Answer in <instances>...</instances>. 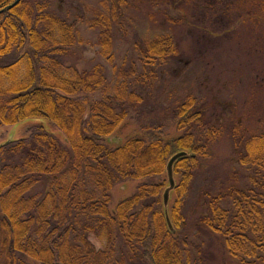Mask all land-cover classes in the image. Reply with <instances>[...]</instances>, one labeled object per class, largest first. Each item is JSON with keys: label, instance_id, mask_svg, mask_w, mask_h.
Returning a JSON list of instances; mask_svg holds the SVG:
<instances>
[{"label": "trees", "instance_id": "obj_1", "mask_svg": "<svg viewBox=\"0 0 264 264\" xmlns=\"http://www.w3.org/2000/svg\"><path fill=\"white\" fill-rule=\"evenodd\" d=\"M14 1L0 0V10ZM107 1L106 14L115 10L111 16L117 17V9L124 11L139 0ZM261 6V0L249 2L254 9L250 15L258 17L252 19L255 25ZM74 17L70 12L57 14L37 0H21L0 14V131L25 120H42L64 138L33 125L25 137L0 147V262L191 264L179 206L194 164L207 155L206 146L189 131L202 111L188 96L173 115L175 128L186 131L183 136L163 141L152 130L116 144L111 138L126 118L131 83L118 72L117 89L108 94L98 66L80 74L69 65L58 73L78 42L79 17ZM96 19L102 28L103 56L108 58L111 19ZM168 39L147 44L140 54L143 67L174 58L176 43ZM97 93L102 98L95 101ZM244 149L253 170L264 171V133L249 137ZM181 151L189 153L174 166L179 181L176 199L168 205L170 231L158 200L163 184L155 178ZM126 181L139 182L135 194L110 207L112 189ZM251 182L257 185L253 177ZM38 185L42 192L33 193ZM226 198L227 209L221 206ZM195 227L217 242L225 264H264V198L253 188L209 197L208 213ZM90 236L102 244L100 250L88 241ZM194 256L201 264L206 255Z\"/></svg>", "mask_w": 264, "mask_h": 264}, {"label": "rangeland", "instance_id": "obj_2", "mask_svg": "<svg viewBox=\"0 0 264 264\" xmlns=\"http://www.w3.org/2000/svg\"><path fill=\"white\" fill-rule=\"evenodd\" d=\"M37 1L48 3L57 14L70 12L74 20V15L79 17L77 45L63 58L65 67L62 66L59 74L69 65L80 74L98 66L108 94L117 89L118 72H124L120 77L131 83L127 90L131 94L126 118L112 134L114 138L125 141L137 133L140 135L139 132L152 130L163 141L183 136L186 131L175 128L173 115L188 96L195 99L202 117L189 131L206 146L207 155L194 164L187 192L179 206L185 223L181 236L191 249V264H199L193 259L194 255H206L201 264H225L217 242L195 225L208 213L209 197L217 193L225 196L229 190L253 188L256 196L264 198V171L253 170L244 149V141L264 133V0H261L258 25L252 21L258 17L250 15L254 10L248 7L250 0H137L122 8L124 11L117 9V17L111 16L115 10L106 14L107 0ZM107 15L111 19L108 58L103 56L102 28L93 20H98L97 16L107 19ZM160 38H170L176 43L177 54L172 59L143 67L144 58H140V54H145L147 44ZM99 94L93 97L95 101L102 98ZM33 125H42L48 133L64 139L48 122L25 120L3 127L0 145L9 136L14 141L25 137L26 129ZM173 175L177 184L179 177ZM252 177L257 181L256 186L250 183ZM155 181L163 184L158 195L162 203L167 184L165 165ZM138 183L126 181L114 186L110 207L132 197ZM42 190L38 185L33 193ZM173 199H176L175 190L169 204ZM227 201L226 198L221 205L225 209L229 207ZM88 241L96 250L101 249L102 244L93 236ZM132 264L146 262L138 260Z\"/></svg>", "mask_w": 264, "mask_h": 264}, {"label": "water", "instance_id": "obj_3", "mask_svg": "<svg viewBox=\"0 0 264 264\" xmlns=\"http://www.w3.org/2000/svg\"><path fill=\"white\" fill-rule=\"evenodd\" d=\"M20 1L21 0H15L11 5L7 6L5 9L0 10V14L4 13L6 10H10L15 5H17ZM111 140L115 141L116 144H120V141L117 138H111ZM13 141L14 140L11 138V136H9L7 141L2 143L0 147H4ZM187 156L188 154L184 151L178 152L172 155L165 164V174H166V179H167V186L165 187L162 193V209H163L166 226L170 231H173V226H172V223L169 217L168 204L170 201L171 193L175 190V187H176V183L174 181V175H173L174 166H175V163L179 159H182Z\"/></svg>", "mask_w": 264, "mask_h": 264}]
</instances>
